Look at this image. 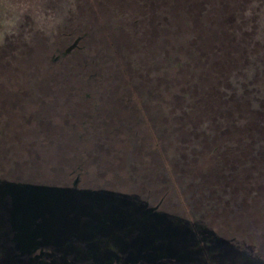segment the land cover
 <instances>
[{"label":"rangeland","instance_id":"rangeland-1","mask_svg":"<svg viewBox=\"0 0 264 264\" xmlns=\"http://www.w3.org/2000/svg\"><path fill=\"white\" fill-rule=\"evenodd\" d=\"M192 11L0 0V264H264V129L226 160L252 110L264 128V19L198 117Z\"/></svg>","mask_w":264,"mask_h":264},{"label":"trees","instance_id":"trees-1","mask_svg":"<svg viewBox=\"0 0 264 264\" xmlns=\"http://www.w3.org/2000/svg\"><path fill=\"white\" fill-rule=\"evenodd\" d=\"M188 1L194 7V11H192V14L194 15V22L191 28L193 35L189 40V48H191L198 57L199 55H201L202 57L205 56L207 58V62H210L211 55H214L212 62L208 66H204L205 68L203 69L202 75L200 77V82L197 81L194 84L195 90H193V92L199 95L201 94L200 96H202V103H200L201 112L198 115L199 117L206 114V112H208V108L211 106L208 105L210 104L209 99L208 97H205L204 92L202 91V89H200L199 86H203L204 83H208L212 87V92L219 93V90L221 89V87H219V74H222L223 72H230L236 66V64L240 62V59L242 58L239 53H243L242 51L244 50V46L240 43V41L236 40L235 29L237 28V18L240 14L239 9L241 10L244 0ZM206 1H208L209 3H206ZM214 2H217L215 6ZM207 4H212V6H214V10H211L210 13L208 12L203 17V19L205 20H201L199 16L202 15V10L207 6ZM179 6H181V4ZM121 34L123 36L127 35L123 31L121 32ZM216 78L218 79L217 83ZM10 79L11 77L8 78V80ZM213 79H215V81ZM183 82L188 83V80L184 79ZM212 99L213 95L211 100ZM234 104L236 105V108H241L240 110H243V107H241L240 103L234 102ZM246 110L250 111L249 109ZM226 113L228 114V116H231L233 114V111H230V109H228ZM251 114L252 118H250L249 121H247L243 125L241 124L240 126H237L235 132L228 133L230 134L229 137L231 139L241 141L242 143L241 147L238 148V150H236L235 152H231L230 158L226 157V160H230L232 158L233 160L239 162L244 161L247 156H250L253 160H257L255 159L256 157L254 155L251 156V152L253 150L252 139L253 137L255 138V130L257 131L260 129L259 133H263L261 129L264 128L258 125L257 119V114L262 115V113L259 111L252 110ZM147 127L148 128L145 127L146 134L147 136H151V149L153 150L154 148H158V144H160L161 146V143L157 141L156 138L154 139L155 133H153V127H149L148 125ZM230 145L228 146L229 149L232 148V146ZM206 156V164L210 166L209 169H212L215 164V159L214 157L210 156L209 153L206 154ZM212 170L214 173V169ZM262 174L264 175V173ZM256 220L257 219H255V221Z\"/></svg>","mask_w":264,"mask_h":264},{"label":"water","instance_id":"water-1","mask_svg":"<svg viewBox=\"0 0 264 264\" xmlns=\"http://www.w3.org/2000/svg\"><path fill=\"white\" fill-rule=\"evenodd\" d=\"M207 2L208 1H206V3ZM216 3L217 2H214V6ZM214 6H212V4H207L205 8L211 11L214 10ZM239 11L240 14L237 18V26L241 28L260 21L264 19V0H244L243 6Z\"/></svg>","mask_w":264,"mask_h":264}]
</instances>
